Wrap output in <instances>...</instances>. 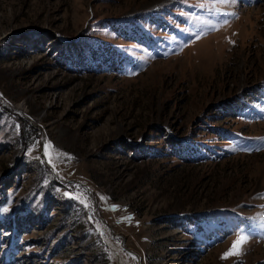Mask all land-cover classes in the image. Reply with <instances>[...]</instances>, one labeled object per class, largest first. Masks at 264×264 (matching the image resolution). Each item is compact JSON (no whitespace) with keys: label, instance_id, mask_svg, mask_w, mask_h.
I'll return each mask as SVG.
<instances>
[{"label":"rangeland","instance_id":"1","mask_svg":"<svg viewBox=\"0 0 264 264\" xmlns=\"http://www.w3.org/2000/svg\"><path fill=\"white\" fill-rule=\"evenodd\" d=\"M104 234L264 264V0H0V264H115Z\"/></svg>","mask_w":264,"mask_h":264},{"label":"bare ground","instance_id":"2","mask_svg":"<svg viewBox=\"0 0 264 264\" xmlns=\"http://www.w3.org/2000/svg\"><path fill=\"white\" fill-rule=\"evenodd\" d=\"M16 108L21 111V112H25V108L22 105H18L16 106ZM100 231V230H99ZM102 241L103 243H105V245L109 248L113 261L115 264H127L122 256V252L121 249L116 246L111 239H109L105 234L102 237Z\"/></svg>","mask_w":264,"mask_h":264},{"label":"snow or ice","instance_id":"3","mask_svg":"<svg viewBox=\"0 0 264 264\" xmlns=\"http://www.w3.org/2000/svg\"><path fill=\"white\" fill-rule=\"evenodd\" d=\"M247 241V237L244 235H240L237 237V239L235 241H233V244L231 246V248L229 249V251L227 253H225L224 258H227V256L229 255H237L239 254V250L240 247L246 243Z\"/></svg>","mask_w":264,"mask_h":264}]
</instances>
